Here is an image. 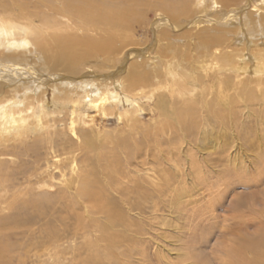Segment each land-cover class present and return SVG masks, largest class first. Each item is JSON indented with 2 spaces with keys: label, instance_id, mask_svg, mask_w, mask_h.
Here are the masks:
<instances>
[{
  "label": "bare ground",
  "instance_id": "1",
  "mask_svg": "<svg viewBox=\"0 0 264 264\" xmlns=\"http://www.w3.org/2000/svg\"><path fill=\"white\" fill-rule=\"evenodd\" d=\"M243 2L0 0V264L151 261L140 243L142 218L152 219L158 205L150 177L155 165L180 170L185 142L191 145L198 132L226 131L237 112L264 104V16L248 11L242 18L245 11L237 6ZM257 2L246 5L253 9ZM151 13L158 18L153 23ZM150 24L156 42H166L162 49L158 45L157 61H136L143 49L132 48L128 56L136 63L123 75L116 64L122 62L120 54L135 47L138 29ZM185 39H191L192 49L174 45ZM104 55L100 77L82 69L77 71L82 76L73 75L84 61ZM147 86L151 90L145 92ZM94 112L128 128L130 136L118 141L112 161L106 155L90 159L87 139L80 157L61 139L67 131L77 134L78 127L92 125ZM146 112L154 118L141 128ZM136 136L143 140L137 142ZM193 151L191 145L183 152L186 172L202 181L203 199L216 200L226 193L221 194V180L232 174L228 168L224 176L205 173ZM218 157L214 164L229 162L221 153ZM162 175L158 195L173 189V177ZM261 241L241 243L229 264H264Z\"/></svg>",
  "mask_w": 264,
  "mask_h": 264
},
{
  "label": "rangeland",
  "instance_id": "2",
  "mask_svg": "<svg viewBox=\"0 0 264 264\" xmlns=\"http://www.w3.org/2000/svg\"><path fill=\"white\" fill-rule=\"evenodd\" d=\"M247 2L248 0H244L243 3H240L237 6V8H243V11H245L241 15V17L244 16L248 11H250L251 14L256 17L264 16V0H259V2L255 3L256 6L255 8L253 7V9L247 7ZM155 15L156 13L149 14L150 23H153L156 21V19H158ZM190 25L185 26L182 31H186L187 29H189ZM147 27L138 29V43L135 45V47L130 46L131 48L128 47L130 48V50L127 48L122 51V54H120L121 56H119L118 60L120 58H123L122 62L119 63L117 61L116 64H120L117 67L119 69H122L121 71L123 75L127 73L130 64L135 62L134 58L131 60V58L129 57L130 53L135 52L132 51V48H136L137 50L143 49L142 51L139 50L141 53L138 54H141V57H139V60L136 61H147V63L149 64L157 61V56L160 52V47L158 45H160L162 49L166 42L162 40L160 41V43H157L158 41L156 42L157 39L155 37V32L154 28H152V24L148 25ZM202 27L203 25H200V27L195 28V30H191L192 35ZM182 31H179L177 33H182ZM177 33L173 34L177 35ZM254 35L256 39L263 38L262 36H256L257 34ZM190 40L191 39L175 41L174 45H176L177 48L180 49H184L188 45L192 49V46H190ZM142 42L146 44L143 45ZM226 50L228 51L229 49H224L222 51ZM106 57L107 56L104 55L84 61L82 64L83 66L81 65L79 69L73 70V75L82 76L81 74H77L84 70L83 72L88 73L90 77H98L100 75L99 73L103 71L99 68H101V66H103L106 62ZM63 68L64 67H60L61 70ZM61 70L59 72L60 75H68V73ZM113 71H115V69L110 70V73ZM239 80L240 78L235 77L234 81L238 82ZM149 90H151L150 86L144 88L145 92ZM256 90H258L256 92L259 93L261 91V87H257ZM52 96V91L50 90L49 100L52 99ZM146 105L145 107L147 108V110H149L154 106V103L151 102L149 106ZM247 109L248 108L242 109L236 113L237 117L233 119L234 121L232 120L233 122L229 126L228 130H224L223 132H218V130L217 132H208L206 133V135H204V132H198V137L196 136V139L194 138V140L196 141L193 140V142H191L194 150L193 152L197 153L195 154V156L197 155L196 157L198 158L200 163L202 162V165H204L203 171L205 173H208L209 175L211 173L223 174L224 176L227 171L226 169L228 168V171H230V173L232 174V177L230 179L221 180L220 182V185H223L222 187H220L222 192L221 194H223L224 191L226 192L223 196L218 197V199L213 201L207 198L206 200L203 199V195L200 194L203 190L199 191V189H203V185H201L200 183L202 181H199V179L191 176L193 178L192 180V178L186 172L184 166V164H186L185 161L187 160L185 159L186 155L184 153L186 152L184 151L186 150V148H189V146H191L189 144L188 146L186 142V144L184 143L182 146V148H186H181L182 151L180 154L182 156L180 154V157L178 156L179 159L182 160L180 164H183L180 167V170L176 171L174 167L172 168L168 164H162L161 166H159L160 164L155 165V170L157 169L156 173L154 174V176L150 177H153L152 181H154L155 187L158 189L157 192L159 193L160 191H162L161 187L164 183L163 180H165V176L162 175L163 173H169V175L173 177V180L170 184V188L172 186L173 189L171 188L172 190L165 193L164 195L159 194L160 196L158 195V193H156L155 202L156 205H158L154 217L150 219L148 217V214L144 215L145 217L142 218L143 224L141 227V241L143 240V242H141L140 245L141 247L145 246L146 251H149L148 258L151 259L150 262H146L145 264H229L232 256L234 255L233 253L236 254L238 249L241 247V243L247 242V245H249L250 243L261 240V242L264 243V239L262 238V236H264V228H261L262 226H260V224L264 225V104L251 107L248 110ZM91 114L96 116V120L94 123H92V125L88 127H78L76 131L77 134L71 135V131H67V134H65L66 136L61 135L62 137H60L65 142H69L71 144L70 149H75V151H77L76 155H79V157L83 154L81 148L86 147L85 140L87 139L90 146L87 147L88 149L86 150L87 155L90 159L94 158L93 161H96L98 157L106 155L105 157L108 156L109 161H112L111 159H113L114 156H117L115 149H117L118 147V141H122V137L124 140V138H129L130 136L127 130L128 128H123L125 124L119 125L117 119L113 117L105 118L102 113L99 112H94ZM153 118V115L148 113L145 114L142 117L141 128L147 127V125L151 123ZM243 124H245V127L243 126ZM247 127H249V131L251 129L250 132H245ZM136 140L137 142H140L143 140V138H141V136H136ZM249 141L252 144H250ZM77 143L80 145H78ZM30 144L33 143L31 142ZM75 145H78L79 147H75ZM167 146L170 147L171 145H166L165 148H168ZM223 147L226 150L225 153ZM78 150H80V152ZM220 153L225 157V161L227 159L229 160V162H226V164H224V162L223 164L219 163L220 165L214 164L212 161L217 160L219 158L218 154ZM205 162H208L209 165H207L208 163L206 164ZM101 164H103V162ZM158 166L160 169L157 168ZM182 169H184L185 172L182 171ZM149 175H153V173L149 172ZM204 176L205 175L202 173L201 178H204ZM143 179L146 180V182L149 180L148 177L146 178V175L143 176ZM179 181L181 182V184L179 183ZM173 182L174 185L172 184ZM142 185L143 188H145L144 183H142ZM173 186H175L176 188ZM183 187L185 188V190ZM187 189L188 191H186ZM189 189L191 191H189ZM177 190L181 192H178ZM192 191H194L195 193ZM174 193H177V195H174ZM180 193L184 195V197ZM192 194L194 195V197ZM199 194L202 197H200ZM210 201H212V203ZM186 202H188V204ZM146 217L147 219H149V221L146 219ZM150 221L152 224L148 223ZM243 222L245 223L244 225ZM239 223H242L243 226L241 225L239 227ZM246 226V231L239 229L241 227L244 229L246 228ZM233 231L235 232L233 233ZM242 232H245V235ZM246 232L249 234L246 235ZM262 248H264V246ZM251 257H253L252 254H247V258Z\"/></svg>",
  "mask_w": 264,
  "mask_h": 264
}]
</instances>
